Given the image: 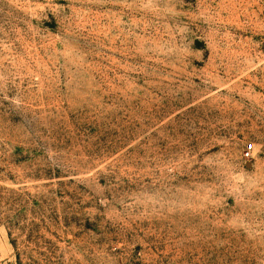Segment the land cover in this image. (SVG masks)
<instances>
[{
  "label": "rangeland",
  "instance_id": "rangeland-1",
  "mask_svg": "<svg viewBox=\"0 0 264 264\" xmlns=\"http://www.w3.org/2000/svg\"><path fill=\"white\" fill-rule=\"evenodd\" d=\"M0 264H264V0H0Z\"/></svg>",
  "mask_w": 264,
  "mask_h": 264
}]
</instances>
